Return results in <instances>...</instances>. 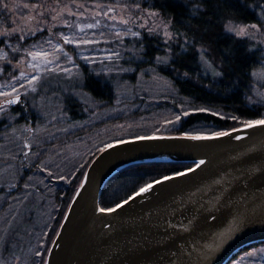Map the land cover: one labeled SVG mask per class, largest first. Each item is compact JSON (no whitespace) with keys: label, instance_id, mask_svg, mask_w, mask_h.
Returning a JSON list of instances; mask_svg holds the SVG:
<instances>
[{"label":"rangeland","instance_id":"obj_1","mask_svg":"<svg viewBox=\"0 0 264 264\" xmlns=\"http://www.w3.org/2000/svg\"><path fill=\"white\" fill-rule=\"evenodd\" d=\"M147 2L0 0V32L10 33L0 36V41L5 42L0 48V211L6 216L0 222L7 220L0 235V264L37 261L56 219L55 192L62 183L71 184L100 149L140 131H175L181 117L191 112L189 104L174 107V102L166 103L175 89L152 66L139 71L136 82L115 81L116 101L112 105L94 100L81 88L84 66L95 74L134 72L124 62L144 60L146 34L163 40L167 55L158 57L156 63L168 62L172 53L169 44L178 43L179 36L171 22ZM4 4L8 7L4 8ZM230 23L252 25L228 21L225 31L234 36L229 31ZM251 31L252 36L238 38L264 50V28ZM65 35L98 43L70 44L64 40ZM262 69L264 61L253 72L250 104L264 105ZM33 76L39 79L32 80ZM17 94L21 97L18 103L5 104V99L14 100ZM70 97L80 103L84 118L74 120L66 111L65 103ZM13 107L21 108L25 119L13 114ZM109 120L113 122L97 126ZM27 169H33L32 175L20 185ZM1 190L17 192L10 199L12 204L4 209ZM229 264H264V244L239 253Z\"/></svg>","mask_w":264,"mask_h":264},{"label":"water","instance_id":"obj_2","mask_svg":"<svg viewBox=\"0 0 264 264\" xmlns=\"http://www.w3.org/2000/svg\"><path fill=\"white\" fill-rule=\"evenodd\" d=\"M146 135L106 146L92 160L49 249L45 264H187L170 224L187 209L227 194L229 207L248 222L213 253L210 264H229L246 247L264 242V125L223 135ZM200 160L205 163L196 167ZM153 162L191 163L193 171L159 179L114 211H100L103 189L124 168ZM189 169V168H188ZM125 201H127L125 203ZM185 206V207H182ZM209 211L215 212L209 207ZM226 210L222 209L221 220ZM186 223V221H185ZM209 222L202 231L216 230ZM197 264L196 256L191 257Z\"/></svg>","mask_w":264,"mask_h":264},{"label":"trees","instance_id":"obj_3","mask_svg":"<svg viewBox=\"0 0 264 264\" xmlns=\"http://www.w3.org/2000/svg\"><path fill=\"white\" fill-rule=\"evenodd\" d=\"M147 3L152 10L160 12L171 22L172 30L179 36L178 43L169 44L172 53L168 57V62L156 63L158 57L167 55L163 40L159 36L146 34L143 40L144 60L132 59L124 62L129 67H133L134 72L119 75L95 74L84 66L81 88L94 100L105 105H112L116 101L115 81L136 82L139 71L152 66L156 68L155 72L166 78L175 89V94H170V100L164 103L174 102V107H178L181 103L189 104L191 112L181 117L180 125L175 131L154 130V133L140 131L130 138L146 135H183L184 133L217 135L245 126L247 121L264 115V105L250 104L248 98L253 90V72L263 66L264 50L252 41L238 38L225 31L228 21L260 24L264 28V0H148ZM194 4L201 5L199 11L194 10ZM4 44L5 42L0 41V48ZM65 105L72 119L78 120L85 117L84 112L80 110L82 106L73 97H70ZM20 109L13 107L12 113L21 114L19 119L22 120L25 112ZM196 109H209V111H196ZM141 115L138 113V116ZM233 116L238 119H232ZM110 122L113 121L101 122L97 126ZM2 124L3 122H0V126ZM201 126H209L211 129H195ZM104 148L92 156L71 184L62 183L55 192L58 213L56 212L54 225L49 231L46 246L34 264H45L49 249L88 166ZM192 166L191 163L153 162L124 168L106 184L102 192L101 205L105 209L115 207L140 191L145 184H151ZM32 172L33 169L25 170L20 185L31 177ZM1 192V199L5 201L2 206L4 209L9 203L12 204L10 199L17 192L4 190ZM1 213L0 211V218H5L6 216H2ZM6 224L7 220L0 222V235L2 229L7 227ZM260 244L264 242L250 245L242 252ZM238 255L239 253L234 258Z\"/></svg>","mask_w":264,"mask_h":264},{"label":"snow or ice","instance_id":"obj_4","mask_svg":"<svg viewBox=\"0 0 264 264\" xmlns=\"http://www.w3.org/2000/svg\"><path fill=\"white\" fill-rule=\"evenodd\" d=\"M4 8H7L8 5L4 4ZM137 8L140 7V5H136ZM201 5L200 4H194L193 8L196 11H199ZM152 15H155L154 12L150 13ZM64 23H67V21H64ZM127 23V21H125ZM261 25L260 24H252V25H241V26H233L229 25V31L233 32L236 37H249L252 36L251 29L260 30ZM12 31H15L13 29ZM10 35V33L5 30L4 32H0V36ZM63 35V33H61ZM138 35V34H137ZM167 35V33H166ZM64 40L67 41L70 44L79 45L81 43H98V41L94 40H78V39H70L69 36H64ZM57 47H62L61 45H57ZM40 55H46L45 53H40ZM48 63H51V61H48ZM33 67H38V65H33ZM0 71H3V69H0ZM63 71L67 72V69H63ZM261 79H264V69L261 70ZM223 75V73H220ZM21 76L24 75L23 72L20 74ZM255 75V73H253ZM39 77L33 76L32 80H38ZM31 84V81H29ZM23 87V86H21ZM33 91H35V88L33 87ZM13 92H15V89H13ZM5 97L8 96V93H3ZM262 97H264V93L261 94ZM21 97L20 95H15L14 100L13 99H5V104H11V103H18L20 101ZM251 99V97L249 98ZM2 110V109H0ZM196 111H209V109H196ZM219 115V113H217ZM180 117H177V120H179ZM232 119H238V117L233 116ZM256 125H264V115L247 121L245 124L246 127H252ZM183 135L188 136V133H184ZM218 135H223V133H220ZM194 139H201L204 138L200 135H196L193 137ZM110 147V145H109ZM204 160H200L199 164L196 165L197 168L200 167V165L204 164ZM187 172L193 171V169L189 168L186 169ZM185 173H175V175H184ZM167 179V177L165 178ZM152 187V184H145L144 187L140 189L141 192L147 191L149 188ZM127 201H125L126 203ZM117 208L120 207V205H116ZM182 207H185L182 205ZM209 207L215 210L209 211ZM222 209L226 210L225 219L221 221V224L217 225V221L221 220V214ZM100 211H114L112 208H101ZM188 215L184 217L183 221H178L176 224H170V226L174 230V234L179 233H185V235H179V239L182 241V243L177 246L176 255L183 256L187 262V264H192L191 257L193 255L196 256L197 264H210L211 258L213 256V253L218 249L225 240L231 236L234 232L239 231L247 222L248 217L238 211H233L229 207L227 194L220 190V195L211 201L209 204H197V206L194 209H187ZM186 221V223H185ZM209 222H211L213 225H216V230H209L207 235H205L202 231V226L207 225Z\"/></svg>","mask_w":264,"mask_h":264}]
</instances>
